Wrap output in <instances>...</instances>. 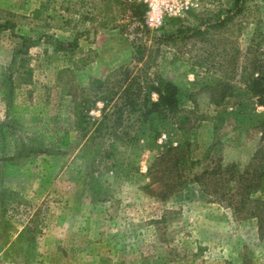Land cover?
<instances>
[{"label":"rangeland","instance_id":"374dc122","mask_svg":"<svg viewBox=\"0 0 264 264\" xmlns=\"http://www.w3.org/2000/svg\"><path fill=\"white\" fill-rule=\"evenodd\" d=\"M80 1L0 0V23L9 26L0 32V264H264L256 221L235 220L193 187L166 201L147 193V151L133 157L138 170L104 175L93 188L98 173L81 156L71 108L95 103L89 115L99 117V96L122 65L147 66L184 91L208 70L248 63L253 35L264 32V0H194L159 29L145 23L140 0H93L94 9ZM16 35L37 40L25 66ZM139 44L140 62L132 56ZM25 67L28 81L19 77ZM196 101L208 116L193 156L244 166L260 133L231 120L215 130L216 106L207 93Z\"/></svg>","mask_w":264,"mask_h":264},{"label":"trees","instance_id":"16d2710c","mask_svg":"<svg viewBox=\"0 0 264 264\" xmlns=\"http://www.w3.org/2000/svg\"><path fill=\"white\" fill-rule=\"evenodd\" d=\"M89 2L96 8L93 0H81V7L90 8ZM243 2L235 0L234 6ZM235 7L233 13L237 14ZM45 8L46 4L41 3L34 10V17H40ZM7 28L8 22L0 23V32ZM255 33L251 39L253 44L248 47L252 54L248 63H239L236 59L226 66L208 70L189 82L184 91L162 76L152 77L147 66L122 65L112 70L117 78L99 96L104 102L99 117L89 115L95 103L71 104L76 117L74 129L84 140L81 156L98 173L91 180L92 187L104 175L132 174L138 170L134 158L140 151H147L149 182L143 186L147 193L166 201L193 187L208 201L230 211L235 220L256 221L259 238L264 240V32L258 29ZM16 36L22 40L16 54L23 56L21 65L25 66L29 44L37 40ZM54 40L55 49H61L59 41ZM209 54L217 56L214 51ZM132 56L139 62L143 60L145 46L137 45ZM31 74L32 69L25 67L19 77L28 81ZM199 93H207L216 106L211 116L215 130L231 120L260 133L256 150L244 166L234 161L225 163L210 153L203 158L193 156L197 132L208 116L197 109ZM188 101L192 105L185 103Z\"/></svg>","mask_w":264,"mask_h":264},{"label":"built area","instance_id":"2783aa9c","mask_svg":"<svg viewBox=\"0 0 264 264\" xmlns=\"http://www.w3.org/2000/svg\"><path fill=\"white\" fill-rule=\"evenodd\" d=\"M145 6L144 19L147 26L159 29L168 18L180 17L193 6L194 0H140Z\"/></svg>","mask_w":264,"mask_h":264}]
</instances>
